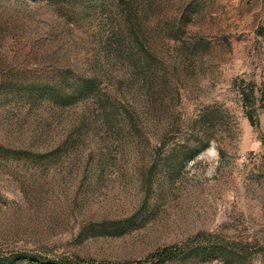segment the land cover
I'll list each match as a JSON object with an SVG mask.
<instances>
[{
	"label": "rangeland",
	"instance_id": "374dc122",
	"mask_svg": "<svg viewBox=\"0 0 264 264\" xmlns=\"http://www.w3.org/2000/svg\"><path fill=\"white\" fill-rule=\"evenodd\" d=\"M65 70L98 74L114 118L11 91ZM262 93L264 0H0V264H264Z\"/></svg>",
	"mask_w": 264,
	"mask_h": 264
},
{
	"label": "trees",
	"instance_id": "16d2710c",
	"mask_svg": "<svg viewBox=\"0 0 264 264\" xmlns=\"http://www.w3.org/2000/svg\"><path fill=\"white\" fill-rule=\"evenodd\" d=\"M186 12H183V15ZM124 43L120 41V43H109L105 48V58L111 56V53H116L118 55V50L123 48ZM125 50H128V47H124ZM118 60V58L115 56ZM128 59H133V57L129 56ZM114 54L112 56V65L114 63ZM130 64L133 68L136 63L140 65V67H144L141 63V60H136L135 62L130 61ZM129 62V63H130ZM109 63V61H108ZM11 91H17L22 93V97L27 99V101H49L56 106L65 108L72 107L74 105L86 102L94 103L99 110L104 114L108 119L114 118L115 107L113 104V99L110 97L109 93L104 92L102 88V81L99 79L98 74H94L92 77H84L78 75L72 71L65 70L58 74V76L53 77L51 80L41 81L37 83H33L32 85L26 87H17L10 86ZM262 102H264V94L262 93ZM205 115H201L200 118L196 121L194 129L196 132L192 130V134L195 138L192 144H184L183 146V159L185 161L190 160L198 156L204 150L209 147L210 140L207 132V128L205 126ZM201 124V125H200ZM201 126V128L198 126ZM215 252L218 257H233L235 251L231 248H227L222 244L218 246H212V244H207L206 246H198L196 248H188L185 247L183 249L178 247L165 248L161 251H158L151 255L146 261V264H168L177 261L179 258L189 259L191 257H201L205 256L208 252ZM12 259L13 262L15 260L20 259H30L29 256L26 255H16ZM36 261L40 264L45 263V259L43 258H35ZM1 263V261H0ZM51 264H71L69 261H56ZM138 264H144L139 262Z\"/></svg>",
	"mask_w": 264,
	"mask_h": 264
}]
</instances>
